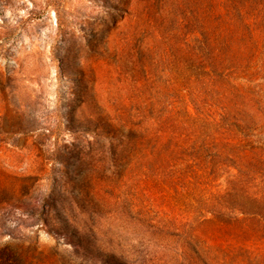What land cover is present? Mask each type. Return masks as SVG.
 Instances as JSON below:
<instances>
[{
	"label": "rangeland",
	"instance_id": "rangeland-1",
	"mask_svg": "<svg viewBox=\"0 0 264 264\" xmlns=\"http://www.w3.org/2000/svg\"><path fill=\"white\" fill-rule=\"evenodd\" d=\"M201 25L264 27V0H0V264H159L139 219L194 200L145 165L160 112L188 107L198 125L210 109L182 86L201 72L184 51ZM258 63L244 83L264 111V44ZM145 123L152 148L121 140ZM206 244L213 264H264V236Z\"/></svg>",
	"mask_w": 264,
	"mask_h": 264
},
{
	"label": "trees",
	"instance_id": "trees-1",
	"mask_svg": "<svg viewBox=\"0 0 264 264\" xmlns=\"http://www.w3.org/2000/svg\"><path fill=\"white\" fill-rule=\"evenodd\" d=\"M216 15L248 17L240 11ZM189 31L194 37L185 38V55L201 72L182 76V86L198 99L194 85H200V95L210 96L211 102L209 110L199 113L198 125L188 107L183 112L168 109L157 118L155 142L159 139L161 145L155 166L146 164V170L156 171L157 182L169 186L180 181L185 189L180 193L194 200L184 205L186 214L180 218L139 219L150 237L163 243L159 264H167L163 259L171 252L180 264H213L215 258L202 250L210 253L206 242L217 234L264 236V143H256L264 135V111L244 83L259 77L264 27L201 25ZM146 123L140 131H123L121 140L152 148Z\"/></svg>",
	"mask_w": 264,
	"mask_h": 264
},
{
	"label": "bare ground",
	"instance_id": "bare-ground-1",
	"mask_svg": "<svg viewBox=\"0 0 264 264\" xmlns=\"http://www.w3.org/2000/svg\"><path fill=\"white\" fill-rule=\"evenodd\" d=\"M62 55V54H61Z\"/></svg>",
	"mask_w": 264,
	"mask_h": 264
}]
</instances>
